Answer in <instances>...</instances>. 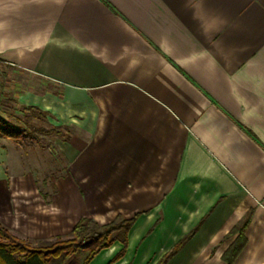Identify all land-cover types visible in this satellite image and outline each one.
Instances as JSON below:
<instances>
[{"label": "crops", "instance_id": "crops-1", "mask_svg": "<svg viewBox=\"0 0 264 264\" xmlns=\"http://www.w3.org/2000/svg\"><path fill=\"white\" fill-rule=\"evenodd\" d=\"M0 62L46 84L24 104L64 163L39 182L0 149L13 235L121 217L90 264H227L242 236L232 264H264V0H0Z\"/></svg>", "mask_w": 264, "mask_h": 264}, {"label": "rangeland", "instance_id": "rangeland-1", "mask_svg": "<svg viewBox=\"0 0 264 264\" xmlns=\"http://www.w3.org/2000/svg\"><path fill=\"white\" fill-rule=\"evenodd\" d=\"M46 89V84L35 76L0 62V149L4 148L8 168L16 172L29 169L39 182L61 173L64 165L56 145L61 138L56 127L46 112L24 104L28 93H43ZM4 123L18 130L17 138L3 135Z\"/></svg>", "mask_w": 264, "mask_h": 264}, {"label": "trees", "instance_id": "trees-1", "mask_svg": "<svg viewBox=\"0 0 264 264\" xmlns=\"http://www.w3.org/2000/svg\"><path fill=\"white\" fill-rule=\"evenodd\" d=\"M3 135L17 138L20 134L10 124H5ZM50 177H47L48 179ZM45 179V180H46ZM48 185L44 181L40 185L41 193L49 201L56 189L45 192ZM134 219L126 220L118 217L107 225H99L93 220L83 218L74 227L69 238H56L51 241H28L13 235L0 223V264H90L103 250L118 241L124 249L118 258L125 253L127 235ZM249 223V217L243 222L240 230L244 231ZM243 233H241L242 235ZM244 245L243 236L240 237L230 250L224 255L227 264H232Z\"/></svg>", "mask_w": 264, "mask_h": 264}]
</instances>
